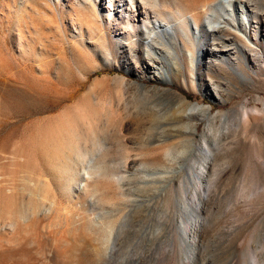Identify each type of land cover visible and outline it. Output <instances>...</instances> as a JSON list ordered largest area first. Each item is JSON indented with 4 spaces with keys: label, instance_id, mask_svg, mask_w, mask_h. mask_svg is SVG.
Masks as SVG:
<instances>
[{
    "label": "rangeland",
    "instance_id": "obj_1",
    "mask_svg": "<svg viewBox=\"0 0 264 264\" xmlns=\"http://www.w3.org/2000/svg\"><path fill=\"white\" fill-rule=\"evenodd\" d=\"M245 1L258 46L240 16L212 38L213 11L193 41L164 30L166 84L145 26L117 38L129 0H0V264H264V0Z\"/></svg>",
    "mask_w": 264,
    "mask_h": 264
},
{
    "label": "bare ground",
    "instance_id": "obj_2",
    "mask_svg": "<svg viewBox=\"0 0 264 264\" xmlns=\"http://www.w3.org/2000/svg\"><path fill=\"white\" fill-rule=\"evenodd\" d=\"M83 1L86 2L88 0H83ZM129 1H130V5H132L133 7V10L127 11L126 13L122 14L123 20H125V23L127 24L128 28L127 30H125V32L124 31L117 32L116 35L117 38L129 40L128 42H130V45L133 46L137 42L135 39H133V37L140 36L144 32L141 26L143 25L146 27V29H148L149 37L148 40L144 43L147 47H149V53H150V55L146 58L145 63L148 65L147 67L148 69H153V71H151L152 74L148 76L149 79L162 81L163 83L166 84H169V82L171 81L174 82V78L170 73L169 68L166 67L164 63L166 56L164 55V53H158L160 49L154 48L153 41L159 43L157 37L162 36V32L164 30L168 31L169 29H173L175 31L176 37H178L179 40L180 38L179 27L184 31V35H181L182 39L186 38L188 41H193L192 32L194 31V28H196L197 31H199L200 28L202 27L200 18L204 15H209L211 11L214 12V15L218 16L217 17L218 19H212L211 28L209 27V29H206V32L210 36H213L212 38L216 39L218 35L221 36V34L225 32L226 27L231 25V21H234L235 23L237 22L239 23V16H240L243 19V25L245 28L244 30L245 40L248 41L249 43L255 44V46H258V43L254 40L255 35H253L254 32H256L255 23L252 20V16H251V14H253V10H248V5L245 0H210L208 1V4L205 5L206 7L208 6V10L201 9L202 7H204L202 6L198 10H195L194 13L188 14L187 12L185 14H182L177 19V21H179L178 23L176 22L177 24H172L174 22H172L171 18H166L167 16L165 18L159 17V13H158V9L160 8L159 0H129ZM135 5L138 6L137 10ZM237 7H239V10H237ZM213 8L215 10H213ZM211 15L214 17L213 14ZM233 27H235L236 29L239 28V26L237 27L235 25ZM248 42H244V46H247V48L249 46ZM159 44H163V43H159ZM169 46L167 45L165 48L170 53L172 48ZM249 49L251 51L257 50L256 48H250V47ZM189 56L193 62L195 58V53L193 51H190ZM149 62H151V64H148ZM176 63L178 62L176 61ZM141 85L143 86V88H147V84L145 82L141 83ZM153 88H155L158 92L171 91V88H163L157 85L153 86ZM192 109L193 107H190L189 110ZM186 114L189 115L188 111Z\"/></svg>",
    "mask_w": 264,
    "mask_h": 264
}]
</instances>
